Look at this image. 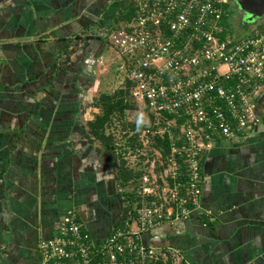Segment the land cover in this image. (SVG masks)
<instances>
[{"label":"crops","instance_id":"0c3cea01","mask_svg":"<svg viewBox=\"0 0 264 264\" xmlns=\"http://www.w3.org/2000/svg\"><path fill=\"white\" fill-rule=\"evenodd\" d=\"M129 1L0 0V264H38L68 209L97 243L125 218L119 154L87 120ZM254 110L257 131L203 149L199 206L144 244L180 264H264V90Z\"/></svg>","mask_w":264,"mask_h":264},{"label":"built area","instance_id":"2783aa9c","mask_svg":"<svg viewBox=\"0 0 264 264\" xmlns=\"http://www.w3.org/2000/svg\"><path fill=\"white\" fill-rule=\"evenodd\" d=\"M135 1L134 16L110 29L108 41L117 67L132 81L135 107L130 110L144 123V145H150V135L160 134L169 152L164 156L155 149L150 156L141 149V173L120 189L125 218L100 242L68 209L55 233L39 239L38 264L165 259L167 252L144 244L141 232L184 218L199 206L201 153L213 135L236 138L262 123L254 101L264 90V25L252 34L232 39L227 33L222 39L219 21L228 0Z\"/></svg>","mask_w":264,"mask_h":264},{"label":"trees","instance_id":"16d2710c","mask_svg":"<svg viewBox=\"0 0 264 264\" xmlns=\"http://www.w3.org/2000/svg\"><path fill=\"white\" fill-rule=\"evenodd\" d=\"M135 3V0L129 1L127 6L118 14L116 19L113 21L110 29L120 27L122 24L129 21L134 16L136 8ZM234 7V2H227L224 5V12L219 21L222 25V29L218 32L220 38H225L226 34L228 33L232 39H236L246 34H252L256 29H260L264 25V20H257L255 21V25L253 28L248 27L247 29H244L245 33L241 35L238 34L239 30L229 31L230 26L234 25L237 19V16L233 14L235 10ZM232 33H236V35ZM125 79L127 81V87H129L128 89H130L129 94H131L132 81L127 76H125ZM126 89L127 88L120 87L113 92H100L95 101V103L99 107V110L94 113L92 118L87 120V126L91 136L104 147L115 149L118 152L120 157L119 177L123 187H127L129 181L136 178L141 173V169L138 167V165L140 166L141 160L136 161V158L134 160H130L129 157H131V155L133 154H131L132 152L128 150L129 145L133 147V144L136 142V148L142 149L144 146L142 141L143 138L140 135L141 131L144 128L143 122V126L139 130H137V120H132V122L129 123V126L132 129L131 131H133V133L128 137V143H130L129 145L126 144V141L122 142V140H120L119 137L116 136L114 131L112 132L108 130L109 123L111 124V122L117 118H120L122 120V117L126 114V110L135 107V103L132 99L129 100L125 98ZM150 138V155L152 154L154 149L158 148L161 149L163 155L166 156V154L169 152V145L166 136L154 134L150 135ZM131 161L133 164H131ZM135 161L137 165L135 164ZM156 168L159 169L161 168V166L157 165ZM171 256L172 255L169 253H167V257L165 259L162 256H159L155 260V264H171L172 261H174Z\"/></svg>","mask_w":264,"mask_h":264},{"label":"rangeland","instance_id":"374dc122","mask_svg":"<svg viewBox=\"0 0 264 264\" xmlns=\"http://www.w3.org/2000/svg\"><path fill=\"white\" fill-rule=\"evenodd\" d=\"M236 7L237 6L235 4L234 9H236ZM237 23H238V21H237ZM230 30L235 31L236 26L235 27H234V25L230 26L229 31ZM243 33H245V30L240 26L238 34L241 35ZM232 34L236 35V33H232ZM114 52H115V50H114ZM116 56H117L116 52H115V54L112 52L110 54V56H107V58L104 62V66H103V68L104 67L105 68H104L103 72H101V76H102L101 81L102 82L104 81L106 83V86H104L103 88L100 87L91 96L92 100L90 101V103L92 105H95L98 108V110H99V107L95 103V101H96V97L100 94V92H113L117 88L123 87V88H127L125 98H127L129 100L132 99V95L129 94L130 89H128L129 87H127V81L125 79V74L117 67L118 61H117ZM94 113H93V115H94ZM134 115H135V110L133 111V109H131V110L127 109L126 114L122 117V120L120 118H117V119H114L111 122V124L110 123L108 124V126H109L108 130H110L112 132L114 131L116 136L119 137V139L122 140V142L126 141L127 142L126 144H128V145L130 144V143H128V137L130 136V134L133 133V131H131L132 129L129 126V123L132 122V120H135ZM133 145H134L133 147L131 145H129V147H128L129 148L128 150H130V152H132L131 154H133V155H131V157H129L130 160H134L135 158H136V160H142V154L140 152L141 149L136 148V142ZM149 148H150V145H144L142 149L146 150V152L148 154H150ZM154 150L150 156H152L154 154ZM131 164H133L132 161H131ZM171 264H178V263L175 261H172Z\"/></svg>","mask_w":264,"mask_h":264},{"label":"water","instance_id":"95a60500","mask_svg":"<svg viewBox=\"0 0 264 264\" xmlns=\"http://www.w3.org/2000/svg\"><path fill=\"white\" fill-rule=\"evenodd\" d=\"M242 19L254 24L257 20H264V0H234Z\"/></svg>","mask_w":264,"mask_h":264},{"label":"flooded vegetation","instance_id":"af4514ba","mask_svg":"<svg viewBox=\"0 0 264 264\" xmlns=\"http://www.w3.org/2000/svg\"><path fill=\"white\" fill-rule=\"evenodd\" d=\"M228 2L230 3V2H234V0H228ZM235 3V2H234ZM235 8V7H234ZM237 13V14H236ZM233 14L235 15V16H237V19H236V22L234 23V27L236 26V30H239V27L241 26L243 29H247L248 27H250V28H253L254 27V25H255V23L254 24H252V23H250L249 21H245L244 19H242V14L239 12V10L237 9V7H236V9L234 10V12H233ZM237 21H238V23H237ZM238 28V29H237Z\"/></svg>","mask_w":264,"mask_h":264},{"label":"clouds","instance_id":"9594fccd","mask_svg":"<svg viewBox=\"0 0 264 264\" xmlns=\"http://www.w3.org/2000/svg\"><path fill=\"white\" fill-rule=\"evenodd\" d=\"M143 126L142 119L137 120V130H139Z\"/></svg>","mask_w":264,"mask_h":264}]
</instances>
